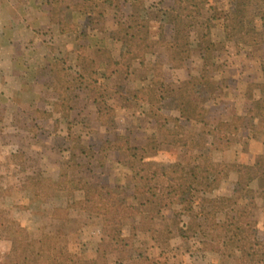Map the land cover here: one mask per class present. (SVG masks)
<instances>
[{"label": "trees", "instance_id": "trees-1", "mask_svg": "<svg viewBox=\"0 0 264 264\" xmlns=\"http://www.w3.org/2000/svg\"><path fill=\"white\" fill-rule=\"evenodd\" d=\"M104 1L51 0L49 14L53 18L58 11L77 12L86 16L91 25L95 23L105 30L101 7ZM147 1L129 0L131 13L128 15H123L118 0L114 1L115 29L109 33V38L122 43L121 58L114 59L109 50L99 49L94 55L79 56L72 51L66 54L65 60H53L58 75L65 70L64 64L69 58L79 68V73L68 75L69 82L55 88L57 106L69 107L72 100L78 98L80 89L88 92V100L92 101L100 125L109 133L113 132L111 150L125 156L128 159L126 166L135 173L132 195L151 213L149 224L178 209V215L169 220L173 228L167 225L166 234L160 232L166 235L165 246L176 235L181 242L197 240L203 251L219 257V264H264V245L259 240L255 219L257 198L264 195V154L256 155L253 163L247 165L216 162L202 153L208 142L221 153L231 150L241 141L240 133L244 130L264 133V63L261 66L263 83L258 84L254 94L250 95L244 114L212 116L209 109L197 104L202 97L215 102L227 89L226 80H218L214 75L225 43L237 41L242 47H264V0H229L235 8H253L249 17L239 16L235 9H208L210 0H171L162 16L165 22L157 26L156 39L151 37L152 19L138 15L140 9L146 8ZM205 12H210L209 17L200 26ZM215 22H221L224 44L212 41ZM165 25L173 28L171 38L165 36ZM57 27L59 34L77 39V25L58 21ZM194 53L201 56L198 76L190 74ZM93 57L104 62L107 79L123 82L120 91L124 104L141 110L145 108L143 114L153 118L160 140L155 134L147 138L144 145L136 146L129 136L116 132L115 110L107 104L104 90L98 85L99 70L95 69ZM151 60V77L142 86L128 89L126 82L135 65L146 66ZM164 61L174 72H184V77L180 80L168 78ZM164 111L174 112L177 116H165ZM73 139L68 150L70 161L80 168L77 156H85L90 161L96 154L81 138ZM161 144L180 150L176 164L135 172L146 159L157 155ZM231 175L234 176L231 193L220 195L222 184ZM254 183L256 190L252 188ZM34 187H38L45 198L62 195L69 201L74 200L75 209L100 218L95 254L91 258L74 254L67 246H61L56 234L32 238L27 229L10 221L8 227L0 225L5 228L4 240L10 243L5 264H41L43 261L48 264H108L111 257L130 264H155L153 259L139 253L132 238L124 234V223L136 217V207L110 186L85 182L74 175L66 181L42 178L36 180ZM76 194L81 195V199L75 200ZM2 218L0 213V222ZM136 251L138 254L134 256Z\"/></svg>", "mask_w": 264, "mask_h": 264}, {"label": "rangeland", "instance_id": "rangeland-1", "mask_svg": "<svg viewBox=\"0 0 264 264\" xmlns=\"http://www.w3.org/2000/svg\"><path fill=\"white\" fill-rule=\"evenodd\" d=\"M51 0H0V213L2 224L8 227L12 222L27 229L32 238L38 239L49 234L59 235L62 247L81 257L91 258L96 251L100 237L101 220L99 217L80 212L73 202L62 195L45 198L36 180L46 178L53 181H66L74 175L92 184H106L129 204L137 209L136 217L124 223V234L132 238L136 250L155 261V264H219L216 254L205 252L197 240L181 242L171 237L165 246V227L178 215V209L167 212L163 219L149 224L151 213L141 207L133 198L134 171L128 159L113 152L110 147L113 132L109 133L97 120L95 108L88 100V92L77 91L78 98L69 107H58L55 88L69 82L68 75L79 73L69 58L64 64L61 75L53 60L67 59L68 52L79 56L93 54L99 49L111 52L114 59L121 58L124 49L119 41H112L109 33L115 29V0L102 3L105 16V30L90 24L86 16L77 12L58 11L53 18L49 14ZM83 2V0H73ZM171 0H149L138 11L143 18L152 19V39L157 38V26L164 23L162 17ZM123 15L131 13L129 0H118ZM150 8V9H149ZM208 9H235L241 17L253 14V8H235L229 0H210ZM205 12L201 18L209 17ZM71 22L78 26L77 39L58 33L57 22ZM212 41L224 44L221 22H215ZM165 36L171 38L173 28L164 26ZM73 40V41H72ZM76 41V42H75ZM227 44L214 69L216 79H224L227 89L215 102L199 98L197 104L209 109L212 116L242 115L249 106L258 84L263 83L261 66L264 63V47H242L237 41ZM98 69V85L104 90L107 104L115 110L116 132L131 138L132 144L142 146L146 139L156 133L152 117H145L144 109L129 107L122 101L120 91L124 85L118 79H107L108 73L103 61L93 57ZM140 67L135 65L128 89L142 86L150 77V63ZM87 64V63H86ZM164 72L170 79H182L184 72H174L170 64L163 63ZM201 56L192 55L190 74L198 76ZM66 72V73H65ZM165 116H177L164 111ZM161 139V135H156ZM81 141L95 152V159L77 156V168L70 161L69 148L73 138ZM241 141L227 152L221 153L209 142L202 153L216 162L252 164L256 155L264 154V133L244 130ZM180 150L174 146L161 144L155 157L146 159L140 169L170 167L176 164ZM234 176L223 183L220 195H229ZM257 189L256 183L252 185ZM262 195V194H261ZM258 196V237L264 245V195ZM81 199L76 194L75 200ZM70 206V208L68 207ZM11 221V223H10ZM3 226V225H2ZM153 231V233H151ZM173 230V229H172ZM5 228L0 226V264L10 252V243L4 240ZM160 233V235H158ZM66 243V244H65ZM134 254L136 256L138 254ZM41 264H48L43 261ZM108 264H130L111 257ZM229 264V263H228Z\"/></svg>", "mask_w": 264, "mask_h": 264}]
</instances>
